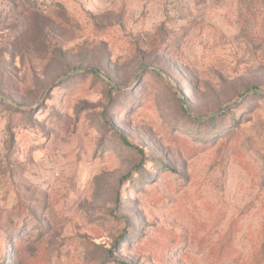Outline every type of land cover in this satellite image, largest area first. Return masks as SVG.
I'll use <instances>...</instances> for the list:
<instances>
[{
  "label": "rangeland",
  "instance_id": "1",
  "mask_svg": "<svg viewBox=\"0 0 264 264\" xmlns=\"http://www.w3.org/2000/svg\"><path fill=\"white\" fill-rule=\"evenodd\" d=\"M0 264H264V0H0Z\"/></svg>",
  "mask_w": 264,
  "mask_h": 264
},
{
  "label": "trees",
  "instance_id": "2",
  "mask_svg": "<svg viewBox=\"0 0 264 264\" xmlns=\"http://www.w3.org/2000/svg\"><path fill=\"white\" fill-rule=\"evenodd\" d=\"M111 126L113 127V129L119 134V136L123 139V142L125 144H127L129 147H134L136 148L132 143H130L129 141H127V139L124 137L123 133L121 131H119L117 129V127L112 123ZM140 152H142L141 149H139Z\"/></svg>",
  "mask_w": 264,
  "mask_h": 264
}]
</instances>
